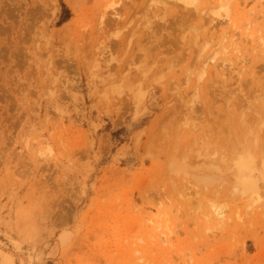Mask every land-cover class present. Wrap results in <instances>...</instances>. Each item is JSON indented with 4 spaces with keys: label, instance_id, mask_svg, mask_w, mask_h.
<instances>
[{
    "label": "rangeland",
    "instance_id": "rangeland-1",
    "mask_svg": "<svg viewBox=\"0 0 264 264\" xmlns=\"http://www.w3.org/2000/svg\"><path fill=\"white\" fill-rule=\"evenodd\" d=\"M0 264H264V0H0Z\"/></svg>",
    "mask_w": 264,
    "mask_h": 264
}]
</instances>
